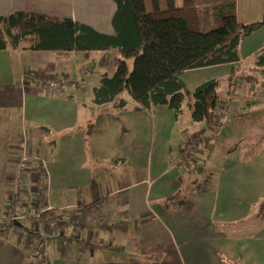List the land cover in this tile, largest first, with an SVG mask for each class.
<instances>
[{
  "label": "crops",
  "instance_id": "crops-1",
  "mask_svg": "<svg viewBox=\"0 0 264 264\" xmlns=\"http://www.w3.org/2000/svg\"><path fill=\"white\" fill-rule=\"evenodd\" d=\"M62 6L66 12L58 11ZM77 6L84 17L67 13ZM263 6L264 0H247L241 13L236 5L238 21L259 19ZM115 9L112 0H0V15L23 10L66 16L105 34L113 33ZM263 45L264 25L240 41L241 67L251 69L253 63L245 61ZM118 54L0 50V220L17 192L24 208L54 209L61 223L38 222L21 208L23 217L12 223H20L18 228L0 231V264H36L40 254L46 257L41 264H264V225L254 229L248 224L245 236L223 228L245 220L264 198L263 141L252 158H243L240 147L227 152L210 191L193 192L180 207L168 204L181 189L180 176L193 168L190 162L196 158L182 161L179 153L193 134L185 137L187 127L166 104L116 111L92 101L91 89L99 79L91 78L94 66L102 72L107 66L100 59ZM231 66L190 69L180 78L193 90L212 79L225 80ZM50 81L65 84V90H50ZM248 96L264 99V90H250ZM43 126L50 132L44 133ZM23 139L31 157L21 170ZM39 168L48 184L36 196ZM24 220L41 236L38 252L27 239L37 238L21 226Z\"/></svg>",
  "mask_w": 264,
  "mask_h": 264
},
{
  "label": "trees",
  "instance_id": "trees-1",
  "mask_svg": "<svg viewBox=\"0 0 264 264\" xmlns=\"http://www.w3.org/2000/svg\"><path fill=\"white\" fill-rule=\"evenodd\" d=\"M112 1L116 9L111 18V34L100 33L70 17L43 12L16 10L0 15V50H73L85 54L92 50H116L117 56L100 59L102 65L112 62L114 71L111 75L107 71L99 74L98 83L91 89L92 101L96 105L110 104L116 111L128 107L148 111L166 104L174 110L176 118L187 114L192 123L204 124L197 131L195 144L208 148L212 143L210 138L219 132L223 123L239 116V110L230 112L235 103L229 99L232 94L229 96L226 92L229 97H223L222 80L212 79L188 90L180 75L190 69L231 64L225 78L231 87L239 79L253 81L249 71L258 69L264 78V45L254 53L251 69L245 64L241 67L238 48L242 39L264 25V6L259 19L242 23L237 19V0H218L201 7L195 5L196 0H182L181 5L166 0L164 8L152 0L150 10L145 0ZM255 104V100L250 101L245 107ZM228 113L231 114L225 121ZM41 129L44 133L50 132L45 126ZM260 138L264 143V135ZM253 143L248 149L242 148L243 156L248 153L247 159L256 156L263 144ZM184 150L181 143L179 153ZM197 169L193 167L180 176L181 189L166 200L168 204L180 207L189 201L193 192L213 189L216 173L209 170L202 174ZM15 207L12 200L7 206L8 214L17 211ZM252 208L245 220L224 226L225 232L245 236L248 224L254 229L264 225V198ZM21 226L27 234L41 238L36 230Z\"/></svg>",
  "mask_w": 264,
  "mask_h": 264
},
{
  "label": "rangeland",
  "instance_id": "rangeland-1",
  "mask_svg": "<svg viewBox=\"0 0 264 264\" xmlns=\"http://www.w3.org/2000/svg\"><path fill=\"white\" fill-rule=\"evenodd\" d=\"M218 0H196L195 1V5L197 7H201L202 5H206L208 3L211 2H216ZM159 6L161 8H164L166 5V0H157ZM146 3V7L148 10L152 9V0H145ZM182 0H174V4L175 5H181ZM247 3V0H237V5L239 4V10L242 13L241 10H244V4ZM78 6L77 7H73L72 9H69L67 11V13H71L73 15H75L76 17H84L83 15H80L79 13H77L78 10ZM89 8V6L87 7ZM59 12H66V8H64V6L61 7V9H58ZM257 20V19H256ZM94 51V50H93ZM253 62V57L247 59L245 61L246 64H251ZM92 66V65H89ZM88 66V67H89ZM107 67H104L105 69L103 71H107L110 72L111 70H113L112 68H114L113 63H108V65H105ZM253 66V64H252ZM129 67L131 68V62L129 61ZM246 70H248V68H246ZM100 71V69L96 66H94L93 69V73L91 78L93 79H97L99 78V75H97ZM251 72L250 75H252V80L251 82L249 81H241L239 79V82L234 84L232 87L230 84H226L225 80L223 79L224 77H221L220 79H222V84L220 87V91H222V95L224 94L223 97H229L231 94V96L229 97V99H234V103H235V108L232 106L231 110L237 109L239 110L238 113H240L239 116H235L233 118H230V120H228L229 115H225V121L228 120L227 122L223 123V125L220 127L219 132H215V134L210 138V142H212L210 144V142L208 143V146L210 144V146L208 148L203 147L201 144H195V136L197 135V131L198 129L201 128V126L203 127L204 124L203 123H192L189 122L187 125V114H183L180 115L181 119L180 121L183 123H180V125L182 126H186L187 129L184 130V135L185 137H189L190 135H192V137L190 139H187L184 143V151L181 153L182 158H186V160L190 159L191 157H195L196 159L193 161L191 160L190 164L193 167L198 168L197 170H201L202 173H208L209 170H211L212 172L215 173V170L218 168V166L220 165V161L223 157H225L226 153L231 151V150H235L238 147H240L241 149L244 147L245 149H248L249 146L253 143V144H261L263 141L262 135H264V129H259L260 126H264V99L259 98L257 96L251 97L248 96L249 92L251 90H254L256 92H258L259 90H264V78L262 77V74L260 73V71L254 70V71H249ZM224 80V81H223ZM238 80V79H237ZM89 90V89H88ZM87 91V90H86ZM228 93L229 96H226V94ZM226 93V94H225ZM257 102V104H255V106H258L256 112H248L247 111V107H245V103L247 102H254V100ZM186 121V122H185ZM180 133L182 134V131L180 130ZM23 142H26V140L23 139ZM183 144V143H182ZM20 147V146H19ZM28 147V146H27ZM254 147V146H253ZM251 147V148H253ZM28 152L29 155L30 151H29V147H28ZM198 152H202V154L199 156ZM242 152V150H241ZM259 153V151H258ZM248 153L245 152L244 153V157L246 158L245 155H247ZM202 157V160H201ZM183 158V159H184ZM20 159V158H19ZM19 163V162H18ZM197 165V166H196ZM22 172V171H21ZM21 177L20 175H18V178H16V185H20L22 183L21 181ZM43 174H42V170H40L39 168V173H38V181L37 183H43ZM38 187L37 190V194L36 196H40L41 193L40 191H42V187L38 186V184H36ZM19 188V187H18ZM40 193V194H39ZM25 196H31L32 194L27 193V195ZM34 197V196H33ZM15 202V206L16 203L20 202L19 207L17 206L18 210L13 212L14 214H18L20 212L21 208H24V202L21 199V196L18 195V193L16 192V194L14 195V197L11 199V201ZM11 201L9 203H11ZM25 201V200H24ZM42 208V207H41ZM54 209H49V211L46 212H40L39 210H31V207H26L24 208V212L26 214L27 217H34L38 222L43 221L44 219H49L52 220L53 222H55L57 220L56 218V212L53 211ZM42 211V210H41ZM32 212V215H31ZM22 213V212H21ZM7 215L0 220V222L5 223L7 225V232L9 231L10 225L13 223L12 221H9L11 214H8V211L6 213ZM38 215V216H37ZM22 223H24V225H28V220H24L22 221ZM25 225V226H26ZM44 229V227H46V229H49L50 232L52 231V228H48L47 226H42ZM54 230H58L57 228ZM70 229L69 230H65V233L68 235H70ZM21 232V231H20ZM22 233V232H21ZM60 233V232H59ZM57 233V234H59ZM20 242L24 243V239L22 238V234H20ZM24 235V234H23ZM32 236V235H31ZM60 237V236H59ZM32 240L30 242L31 247H33V250L36 249H40L36 244H38V238L37 240L34 238H28ZM28 245V243H26ZM37 251V250H36ZM38 252V251H37ZM43 261L45 262V256L43 254Z\"/></svg>",
  "mask_w": 264,
  "mask_h": 264
},
{
  "label": "built area",
  "instance_id": "built-area-1",
  "mask_svg": "<svg viewBox=\"0 0 264 264\" xmlns=\"http://www.w3.org/2000/svg\"><path fill=\"white\" fill-rule=\"evenodd\" d=\"M88 69V68H87ZM85 71H87V70H85ZM50 90H59V91H64L65 90V88H66V86H65V84H63V83H59L58 81H50V82H48V86H47ZM230 112L232 113L233 111L232 110H230ZM230 113V114H231ZM226 115H229V113L228 114H226ZM185 143V142H184ZM184 143H183V146H184ZM28 145H27V142L25 143V142H22V145H21V147H20V160H19V163H18V165H19V168L21 169V170H24V168H25V165L27 164V162H28V160L30 159V155H29V152H28V147H27ZM184 158V157H183ZM186 160V158H184V159H182V161H185ZM42 174H43V177H44V179H43V183H38V186H40V187H42V188H44V186L46 185V184H48V177H46V174H45V171H42ZM19 205H20V202L19 203H16V206H18L19 207ZM47 208H50V207H47ZM38 216V215H37ZM23 216L22 215H20V214H16V215H12L11 217H10V219H9V221H12V220H18V219H21ZM50 223V222H49ZM50 226H53V222L52 223H50ZM7 225L5 224V223H2V222H0V231H2V232H4V233H6L7 232ZM43 255L42 254H40V256H39V259L37 260V262H36V264H41V262L43 261Z\"/></svg>",
  "mask_w": 264,
  "mask_h": 264
},
{
  "label": "water",
  "instance_id": "water-1",
  "mask_svg": "<svg viewBox=\"0 0 264 264\" xmlns=\"http://www.w3.org/2000/svg\"><path fill=\"white\" fill-rule=\"evenodd\" d=\"M15 224H16V225H20V223H18V222H15Z\"/></svg>",
  "mask_w": 264,
  "mask_h": 264
}]
</instances>
